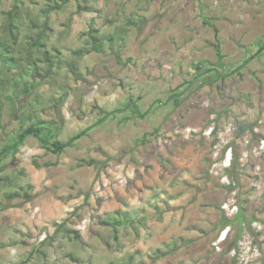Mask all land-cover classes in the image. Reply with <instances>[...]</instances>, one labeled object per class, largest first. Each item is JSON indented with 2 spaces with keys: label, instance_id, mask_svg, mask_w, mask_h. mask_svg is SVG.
<instances>
[{
  "label": "rangeland",
  "instance_id": "1",
  "mask_svg": "<svg viewBox=\"0 0 264 264\" xmlns=\"http://www.w3.org/2000/svg\"><path fill=\"white\" fill-rule=\"evenodd\" d=\"M47 1L0 0V43L6 11L17 5L21 41ZM49 26L37 44L52 66L20 57L40 74L4 104L0 146L39 120L64 141L130 99L140 112L160 102L60 154L30 137L0 161V264H264V51L235 70L264 38V0H70ZM216 43L228 75L195 76L218 67Z\"/></svg>",
  "mask_w": 264,
  "mask_h": 264
},
{
  "label": "trees",
  "instance_id": "2",
  "mask_svg": "<svg viewBox=\"0 0 264 264\" xmlns=\"http://www.w3.org/2000/svg\"><path fill=\"white\" fill-rule=\"evenodd\" d=\"M70 0H48L45 4L39 9V15L43 17V22L38 25V23H33L39 31L36 32V36L32 37L29 33V30L24 31L23 39L20 41V26L22 24L21 17L19 16V10L17 5L14 4L12 9L6 11L5 20H6V30L10 36V41L0 43V73L2 74L3 78L0 79V125H1V117L3 114V108L5 103H9L11 99H19L20 95L18 94V88L23 89L25 86L32 85L33 82H27L28 78L35 77L39 75L40 72L37 67V60L39 59H32L28 61V64L31 66L30 71L23 69L20 59L23 58L25 54L30 56V52L40 51L43 59L46 60L47 68L49 69L52 66V62L49 61L47 57V50H42L39 45L37 44L38 41L46 38V35L50 29L49 26V16L50 13L53 11H62L65 4L68 3ZM79 1V0H74ZM33 22V21H31ZM18 45V46H17ZM256 50L252 52L244 61L239 64L235 70H238L245 66L252 58H255L257 55L261 54L264 51V38H259L256 42ZM93 49L99 51V47L95 42H93ZM16 53V54H15ZM76 53H81V51H77ZM214 53L216 56L215 65L218 67H207L202 64H196L195 69L198 70V74L195 76H203L208 72H213L214 76H222L226 77L228 74L221 73L218 71L219 67L223 66L222 58L223 54L220 49L219 43L214 45ZM21 57V58H20ZM38 58V57H37ZM19 66V67H18ZM13 70H16L13 72ZM12 73L14 75L12 76ZM78 74H76L77 76ZM7 80V81H6ZM28 84V85H27ZM189 84H192L191 82ZM12 91L11 95H4V92L8 90ZM185 89L181 91H173L168 96L166 103L170 100L177 101L181 93ZM30 91L28 90L26 93H23L21 97L27 96ZM4 97V99H1ZM5 101V102H4ZM159 99L153 101L148 110H151L154 106H159ZM126 108H132L133 113L138 117H144L149 111L146 110L144 112H140L139 107L130 99L126 106L123 108H116L112 111H105L103 115L97 119L92 124L86 126L85 128L81 129L76 134L69 136L66 140L61 141L57 139V134L59 132V124L57 121H49L45 122L43 120L36 121L28 126H21L19 128L11 129L7 132L6 140L0 146V161L5 159L8 156L14 157L16 153L19 151L20 147L26 142V140L30 137H34L38 142L41 148L54 153L60 154L66 148L71 147L74 143L82 136L86 135L92 128L98 126L102 123L108 116L115 114L116 112L125 111ZM145 137H142L144 140ZM135 217H131L130 219H134ZM124 218L119 217H111L110 220L104 221L106 225L115 228L119 224L123 223H131L130 219L123 220ZM229 220L223 218L222 225H227ZM176 248L175 242H171L167 245L166 249H156L157 253L164 256ZM131 258V257H130ZM124 264H131V259L127 260Z\"/></svg>",
  "mask_w": 264,
  "mask_h": 264
}]
</instances>
